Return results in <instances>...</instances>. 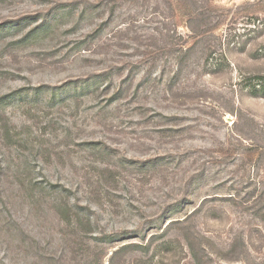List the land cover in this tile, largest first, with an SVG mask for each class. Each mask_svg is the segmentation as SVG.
Here are the masks:
<instances>
[{
    "label": "rangeland",
    "instance_id": "374dc122",
    "mask_svg": "<svg viewBox=\"0 0 264 264\" xmlns=\"http://www.w3.org/2000/svg\"><path fill=\"white\" fill-rule=\"evenodd\" d=\"M264 0H0V264H264Z\"/></svg>",
    "mask_w": 264,
    "mask_h": 264
},
{
    "label": "trees",
    "instance_id": "16d2710c",
    "mask_svg": "<svg viewBox=\"0 0 264 264\" xmlns=\"http://www.w3.org/2000/svg\"><path fill=\"white\" fill-rule=\"evenodd\" d=\"M254 88H257V89H254V92H260V93L263 94V90H264V87L263 86L258 85V87L255 86Z\"/></svg>",
    "mask_w": 264,
    "mask_h": 264
}]
</instances>
